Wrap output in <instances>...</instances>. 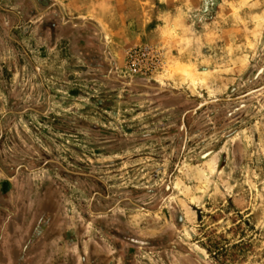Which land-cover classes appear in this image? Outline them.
<instances>
[{"label":"rangeland","instance_id":"obj_1","mask_svg":"<svg viewBox=\"0 0 264 264\" xmlns=\"http://www.w3.org/2000/svg\"><path fill=\"white\" fill-rule=\"evenodd\" d=\"M0 101L5 170L62 181L117 264H264V0H0Z\"/></svg>","mask_w":264,"mask_h":264},{"label":"crops","instance_id":"obj_2","mask_svg":"<svg viewBox=\"0 0 264 264\" xmlns=\"http://www.w3.org/2000/svg\"><path fill=\"white\" fill-rule=\"evenodd\" d=\"M50 18L44 19L39 34L53 42L58 32L50 40L47 30L53 29L54 22H48L46 30L42 26ZM56 28L60 31L59 20ZM9 151L19 156L20 151ZM5 152L1 145L0 264H117L98 240H85V231H77L78 223L69 226L68 197L63 194L62 181L46 170L33 169L30 162L6 171ZM94 232L92 228L89 235L99 236V230Z\"/></svg>","mask_w":264,"mask_h":264},{"label":"water","instance_id":"obj_3","mask_svg":"<svg viewBox=\"0 0 264 264\" xmlns=\"http://www.w3.org/2000/svg\"><path fill=\"white\" fill-rule=\"evenodd\" d=\"M48 22H54L53 29L47 30L49 39H53L57 35V26H58V19H48L43 23V29H45V25ZM46 30V29H45ZM112 228V231H111ZM106 233L113 238L117 239L121 243L132 247L133 249H159L164 245L163 238H144L140 236H136L126 232L125 230L120 229L115 225H105L102 228ZM163 240V241H162ZM132 253L128 251L125 257L129 260L131 259Z\"/></svg>","mask_w":264,"mask_h":264},{"label":"built area","instance_id":"obj_4","mask_svg":"<svg viewBox=\"0 0 264 264\" xmlns=\"http://www.w3.org/2000/svg\"><path fill=\"white\" fill-rule=\"evenodd\" d=\"M150 53L146 51H131L129 53V63L131 65V67H134V70L140 69L135 67V62L136 61H150ZM148 68V67H147Z\"/></svg>","mask_w":264,"mask_h":264},{"label":"bare ground","instance_id":"obj_5","mask_svg":"<svg viewBox=\"0 0 264 264\" xmlns=\"http://www.w3.org/2000/svg\"><path fill=\"white\" fill-rule=\"evenodd\" d=\"M111 231H112V228H111ZM163 246V245H162Z\"/></svg>","mask_w":264,"mask_h":264}]
</instances>
